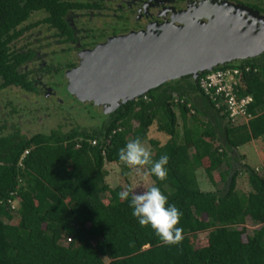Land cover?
I'll list each match as a JSON object with an SVG mask.
<instances>
[{
	"label": "trees",
	"instance_id": "obj_1",
	"mask_svg": "<svg viewBox=\"0 0 264 264\" xmlns=\"http://www.w3.org/2000/svg\"><path fill=\"white\" fill-rule=\"evenodd\" d=\"M63 1L0 0L3 87L30 88L10 70L7 38L38 11L51 13L47 21L61 27ZM226 68L251 69L244 74L246 94L254 98L249 112L255 118L248 123L233 124L186 76L102 115L94 128L32 136L0 129V264H264V173L245 166L251 187L245 195L237 191L241 171L235 166L240 148L264 139V58L215 70ZM176 108L184 123L181 142ZM155 124L169 137L164 145L150 140ZM137 137L151 142L153 159L169 156L166 180L150 178L183 213L179 245H166L140 226L118 197L131 185L126 171V187L107 183L106 165L124 164L118 150ZM200 170L225 188L202 191ZM249 221L260 226L252 234ZM201 234H207L203 247L197 244Z\"/></svg>",
	"mask_w": 264,
	"mask_h": 264
},
{
	"label": "flooded vegetation",
	"instance_id": "obj_2",
	"mask_svg": "<svg viewBox=\"0 0 264 264\" xmlns=\"http://www.w3.org/2000/svg\"><path fill=\"white\" fill-rule=\"evenodd\" d=\"M63 7L61 27L47 21L51 13L38 11L18 27L13 39L7 38L10 70L30 88L16 83L3 87L5 82L0 77V92L21 90L47 103L54 90L60 101H68V109H82L95 122L91 127L100 125V117L110 113L104 106L100 109L95 104L83 102L71 92L73 73L88 61L90 53L112 40L160 32L172 25L182 27L193 21L208 23L209 18L222 21V16L238 15L242 22L254 25L255 30L264 28L261 21L264 0H64ZM246 11L257 15L256 18ZM255 58H264V53ZM10 107V115L15 119L21 111L18 112L11 102ZM2 121L0 119V129H20L24 134L20 124Z\"/></svg>",
	"mask_w": 264,
	"mask_h": 264
},
{
	"label": "water",
	"instance_id": "obj_3",
	"mask_svg": "<svg viewBox=\"0 0 264 264\" xmlns=\"http://www.w3.org/2000/svg\"><path fill=\"white\" fill-rule=\"evenodd\" d=\"M221 19L112 40L73 73L71 92L112 113L171 81L186 76L198 81L219 66L264 53V28L255 30L238 15ZM261 21L264 25V17Z\"/></svg>",
	"mask_w": 264,
	"mask_h": 264
},
{
	"label": "rangeland",
	"instance_id": "obj_4",
	"mask_svg": "<svg viewBox=\"0 0 264 264\" xmlns=\"http://www.w3.org/2000/svg\"><path fill=\"white\" fill-rule=\"evenodd\" d=\"M53 92L54 90H52L51 95H49L50 98L46 100L47 103L39 98L26 95V93L21 90L11 89L6 92H0V119L3 120L2 122H15L16 124H20L23 133L28 136L37 133L49 134L54 130L69 132L75 128H94L91 126H95V124H93L95 122L91 121L82 109H68V101H60V96H56V93ZM10 102L18 112L21 111L20 114L15 116V119L10 115V110L12 109V107H10ZM1 108H3V110ZM98 108L102 109L103 106H98ZM176 112L179 116L178 131L180 135L179 141L181 142L184 135V123L178 108H176ZM200 118L204 122L207 121L206 118ZM78 123L82 125H77ZM149 137L150 140L157 141L161 145L166 144L169 140V137L166 134L159 132L157 124L150 129ZM145 146L149 147L152 153H154L151 142L147 141ZM236 156L239 159V162L235 166L236 169L238 168L241 171L240 176L237 179V191L241 194L248 195L251 192V187L245 166H251L260 174L264 173V139L254 141L247 146L240 148L236 153ZM106 170L108 172L107 183H109L112 188L127 186L124 171H126V177H128L129 182L135 189L136 193H141L152 185L150 175L148 177L138 176L134 170L130 169L125 164H107ZM199 181L201 183L202 191L205 192L218 191L225 188V185L221 182L218 186H214L204 170H200L199 172ZM14 207L19 208V204L16 203ZM18 219L19 217L17 216L14 223H17ZM259 227L260 226L253 224L250 221L247 223L248 232L250 234ZM197 244L202 247L206 246L207 234L199 235ZM109 262L108 259L105 260L106 264H109Z\"/></svg>",
	"mask_w": 264,
	"mask_h": 264
},
{
	"label": "clouds",
	"instance_id": "obj_5",
	"mask_svg": "<svg viewBox=\"0 0 264 264\" xmlns=\"http://www.w3.org/2000/svg\"><path fill=\"white\" fill-rule=\"evenodd\" d=\"M117 155L138 176L148 177L151 174L160 181L166 180L168 176L169 156L162 154L159 159H153L151 149L139 137L127 141ZM118 197L128 202L132 216L139 225L150 227L164 244L181 243L183 228L180 220L183 213L174 203L169 202L168 196L158 185L153 183L141 193L134 192L129 185L127 189L118 192Z\"/></svg>",
	"mask_w": 264,
	"mask_h": 264
},
{
	"label": "built area",
	"instance_id": "obj_6",
	"mask_svg": "<svg viewBox=\"0 0 264 264\" xmlns=\"http://www.w3.org/2000/svg\"><path fill=\"white\" fill-rule=\"evenodd\" d=\"M241 68L213 70L198 79L203 94L213 101L218 110L224 109L233 124H245L255 118L249 112L254 98L246 94L247 85L244 74L250 72ZM71 241V239H70Z\"/></svg>",
	"mask_w": 264,
	"mask_h": 264
}]
</instances>
